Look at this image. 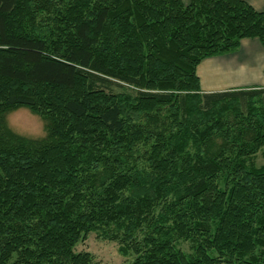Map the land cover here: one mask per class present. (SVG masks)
I'll return each instance as SVG.
<instances>
[{"label":"trees","instance_id":"16d2710c","mask_svg":"<svg viewBox=\"0 0 264 264\" xmlns=\"http://www.w3.org/2000/svg\"><path fill=\"white\" fill-rule=\"evenodd\" d=\"M244 39L242 0H0V264H94L92 233L130 264H264V90L196 73Z\"/></svg>","mask_w":264,"mask_h":264},{"label":"crops","instance_id":"0c3cea01","mask_svg":"<svg viewBox=\"0 0 264 264\" xmlns=\"http://www.w3.org/2000/svg\"><path fill=\"white\" fill-rule=\"evenodd\" d=\"M242 1L256 12L264 11V0ZM196 73L202 94L264 90V43L244 39L236 50L203 60Z\"/></svg>","mask_w":264,"mask_h":264},{"label":"rangeland","instance_id":"374dc122","mask_svg":"<svg viewBox=\"0 0 264 264\" xmlns=\"http://www.w3.org/2000/svg\"><path fill=\"white\" fill-rule=\"evenodd\" d=\"M7 127L15 134L31 139L40 140L45 137V122L39 117L32 115L27 109L21 108L8 113L5 117ZM264 153V152H263ZM264 157L260 155L254 160L257 167L264 165ZM178 248L183 252L190 254V243L180 242ZM75 252L89 253L94 264H130L134 257L129 254L122 256L119 253V245L114 242L106 241L98 234H89L82 242H80Z\"/></svg>","mask_w":264,"mask_h":264}]
</instances>
